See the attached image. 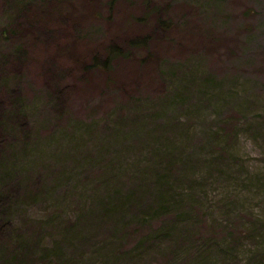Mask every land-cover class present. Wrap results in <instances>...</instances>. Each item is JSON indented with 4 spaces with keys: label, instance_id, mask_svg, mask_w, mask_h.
I'll list each match as a JSON object with an SVG mask.
<instances>
[{
    "label": "rangeland",
    "instance_id": "374dc122",
    "mask_svg": "<svg viewBox=\"0 0 264 264\" xmlns=\"http://www.w3.org/2000/svg\"><path fill=\"white\" fill-rule=\"evenodd\" d=\"M8 92L0 264H264V0H0Z\"/></svg>",
    "mask_w": 264,
    "mask_h": 264
},
{
    "label": "trees",
    "instance_id": "16d2710c",
    "mask_svg": "<svg viewBox=\"0 0 264 264\" xmlns=\"http://www.w3.org/2000/svg\"><path fill=\"white\" fill-rule=\"evenodd\" d=\"M118 1V0H113ZM159 25L166 29L169 28V21H165L162 18L158 19ZM149 36L145 35L142 38H134L129 41L128 48H122L121 46L114 44L109 47L108 52L105 56H101L99 54H96L92 57L91 62L88 64V69H98L102 72L109 73L112 70V65L118 58H130L131 52L134 48H148L149 45ZM23 59V58H22ZM26 59V57H25ZM24 60V59H23ZM21 60V61H23ZM109 82H112V79L109 80ZM14 97V93H2V96L0 97V108H2V113H5L6 103H9V98ZM20 120V119H18ZM22 121V119L20 120ZM19 121V122H20ZM3 143V133H0V147ZM11 170V167L6 170H0V176L4 175L7 171ZM150 179V178H149ZM149 179H144L140 183L136 184L131 189H126V192L123 194H120L119 196H115V194H112L109 198V201H107V206L111 207L112 204L117 205L118 210H124L129 206V204L134 201L133 197L137 195L139 201L142 202V198L148 197L153 199L150 202V205H153L155 203V206L151 208L154 212H156L155 209L160 208L162 204L160 201L166 202V199L168 197V191L165 190L163 184L164 180L161 178L157 179L156 181H153L151 183ZM163 182V183H162ZM112 200V202H111ZM14 197L11 194H5L2 189H0V238L2 237H12V240L15 239L16 242H22L25 243L27 241V237L25 234L20 236V230H17L19 232L18 235L13 234V225H11L10 221V215L11 212H9V207H12L14 204ZM146 204L142 203V207H144ZM163 208V204L161 209ZM98 209H95L92 214L95 217L96 212ZM92 222H100L103 219L94 218L91 219ZM11 223V224H10ZM15 228V227H13ZM14 235L16 237H14ZM22 238V239H21Z\"/></svg>",
    "mask_w": 264,
    "mask_h": 264
}]
</instances>
